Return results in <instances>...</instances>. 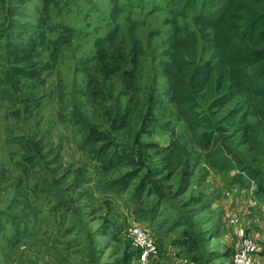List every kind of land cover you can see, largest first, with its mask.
<instances>
[{"label": "rangeland", "instance_id": "374dc122", "mask_svg": "<svg viewBox=\"0 0 264 264\" xmlns=\"http://www.w3.org/2000/svg\"><path fill=\"white\" fill-rule=\"evenodd\" d=\"M178 3L0 0V264H234L238 228L258 243L253 264H264V155L229 140L262 174L233 183L236 172L212 169L194 147L166 95L164 20ZM116 25L123 54L108 47L102 67L95 42ZM73 111L92 140L71 125ZM172 142L183 149L175 171L162 153ZM98 147L132 163L106 174L92 158ZM130 171L126 193L105 187Z\"/></svg>", "mask_w": 264, "mask_h": 264}, {"label": "trees", "instance_id": "16d2710c", "mask_svg": "<svg viewBox=\"0 0 264 264\" xmlns=\"http://www.w3.org/2000/svg\"><path fill=\"white\" fill-rule=\"evenodd\" d=\"M121 12L113 10L112 19ZM164 24L171 30L160 62L161 73L167 81L168 101L185 124L191 143L204 153L212 169L236 172L233 183L258 181L261 172L247 165L227 142L236 139L245 153L264 155V0H179ZM138 26L133 21L128 28L135 57L143 53ZM120 37L121 28L116 25L96 40L102 67L110 64L108 47L113 54H123ZM67 41L61 36L54 43L60 46ZM89 64L85 59V72ZM249 117L256 123L249 122ZM123 120L126 122L127 115H117V122ZM70 123L85 134L86 142L92 140L88 122L76 111L71 113ZM162 153L166 155L163 162L170 160L173 171L182 167L183 149L178 144L172 142ZM92 158L106 174L132 163L129 155L110 153L105 147H98ZM135 178L130 171L118 181L106 182L105 187L123 194ZM142 181L133 193L135 199L145 191Z\"/></svg>", "mask_w": 264, "mask_h": 264}, {"label": "built area", "instance_id": "2783aa9c", "mask_svg": "<svg viewBox=\"0 0 264 264\" xmlns=\"http://www.w3.org/2000/svg\"><path fill=\"white\" fill-rule=\"evenodd\" d=\"M138 233V231H136ZM236 235L240 241L238 251L234 256V264H253L254 257L258 249V243L255 239L249 238V233L242 228H238ZM146 244V243H144ZM141 260L145 259V253L140 257Z\"/></svg>", "mask_w": 264, "mask_h": 264}]
</instances>
